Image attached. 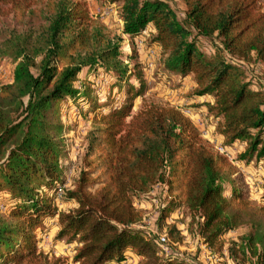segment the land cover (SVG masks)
<instances>
[{
    "label": "trees",
    "instance_id": "obj_1",
    "mask_svg": "<svg viewBox=\"0 0 264 264\" xmlns=\"http://www.w3.org/2000/svg\"><path fill=\"white\" fill-rule=\"evenodd\" d=\"M118 5L121 32L147 34L159 49L161 71L190 77L188 100L213 117L224 146L243 145L237 157L264 159V8L259 0H179L180 20L165 0H108ZM40 2V1H39ZM0 0V22L11 13L27 26L0 31V57L13 61L12 80L0 85V264H202L177 249L183 235L169 216L179 210L188 232L232 264H264V203L251 200L232 162L202 137L182 108L147 101L145 75L134 41L121 52L120 39L91 20L80 0ZM211 40L206 54L199 42ZM213 45V44H212ZM226 55V56H225ZM258 63L250 79L240 64ZM113 74L123 100L101 104L83 69ZM141 99L132 113L134 101ZM70 99L89 108L83 153L76 175L61 108ZM69 182V184H67ZM155 185L163 200L153 221L166 242L139 227L144 211L134 199ZM71 206L57 211L55 198ZM6 197V198H4ZM57 216L55 241L74 244L71 258L38 247L36 229ZM244 228L236 239L222 238Z\"/></svg>",
    "mask_w": 264,
    "mask_h": 264
},
{
    "label": "rangeland",
    "instance_id": "obj_2",
    "mask_svg": "<svg viewBox=\"0 0 264 264\" xmlns=\"http://www.w3.org/2000/svg\"><path fill=\"white\" fill-rule=\"evenodd\" d=\"M40 1V2H39ZM75 1V0H73ZM84 3L85 8L94 24L102 27L103 31L112 38H121L120 46L121 52L129 51V43L134 41L135 47L139 53L138 60L141 63L142 70L145 75L147 90L144 98L147 101L158 102L162 104H169L178 106L183 109L184 113L188 115L193 124L198 128L204 140L208 141L214 149L223 150V155H226L232 162L233 169L236 174L241 176V181L248 189L251 200L258 204L264 203V159L256 162L252 160L245 163L238 160L243 145L234 143L230 146H224L221 137L216 133L213 126V117L204 109L193 111L196 104H200L206 100V97H198L194 100H188L192 81L190 77L180 78L177 74H168L161 71L160 54L156 45H149L147 34L130 39L128 36L122 34L121 27L122 21L118 16V5L110 3L108 0H80ZM174 9L178 18L181 20L184 15V6L179 0H165ZM46 0H38L35 6L44 7ZM260 5L264 8V0H259ZM28 18H22L14 13H11L0 22V31L3 34H8L9 31L23 30L27 24ZM213 41L203 40L199 42L198 46L206 53H211L215 49ZM213 44V45H212ZM226 56V55H225ZM242 69L246 71L250 79L255 77L257 82L261 78V67L258 63L252 61L240 64ZM0 85L11 82L13 61L8 56L0 57ZM117 79L113 74H106L100 68L83 69L78 76L76 82L80 88L82 83H88L93 89L92 96L96 94L98 102L103 104L108 100H112L114 105L121 102L124 98L122 92H118L117 88H112L111 85ZM80 102H72L68 99L62 106V122L64 125L74 126L75 129L69 132H64L63 136L67 137L66 149L68 150V160L71 163L68 176L73 178L80 165V158L83 153V136L90 124L89 118L91 114L80 115L79 109L83 111L89 108L79 105ZM141 105V99L137 98L134 101L132 113H135ZM220 153V152H219ZM69 184V182L67 183ZM3 198V197H2ZM2 198H0V207L5 210L6 206L3 205ZM6 198V197H4ZM163 200V188L160 185H155L147 194L139 195L134 199L137 207H141L144 211V217L138 224L140 228L155 234L157 237L164 232H156L153 221L158 214V207ZM55 207L57 211L65 210L71 206L70 203L64 202L60 198V193H57L55 198ZM57 216L45 217L42 227L36 229V237L38 240V247L49 255L64 256L71 258L73 255L74 244L65 243L63 240L55 241L54 236L57 231ZM168 223H175L177 228L183 235V240L177 249L183 256L195 258L202 264H232L228 258L226 249L223 250L221 255L213 254L208 248L203 246L202 239L197 233L188 232V218L183 215L182 211L173 212L167 219ZM244 228L227 232L222 238L225 240V248L228 245V240L236 239V237L244 232ZM136 258L129 256L125 261L120 264H135ZM71 264V263H69Z\"/></svg>",
    "mask_w": 264,
    "mask_h": 264
},
{
    "label": "built area",
    "instance_id": "obj_3",
    "mask_svg": "<svg viewBox=\"0 0 264 264\" xmlns=\"http://www.w3.org/2000/svg\"><path fill=\"white\" fill-rule=\"evenodd\" d=\"M0 68H1V67H0ZM218 151H219L220 153L223 152L222 149H218ZM157 242H159V243H165V242H166L165 235H164V234H160V235H158V236H157ZM203 246H204V245H203Z\"/></svg>",
    "mask_w": 264,
    "mask_h": 264
},
{
    "label": "crops",
    "instance_id": "obj_4",
    "mask_svg": "<svg viewBox=\"0 0 264 264\" xmlns=\"http://www.w3.org/2000/svg\"><path fill=\"white\" fill-rule=\"evenodd\" d=\"M208 99L210 100V98H209V97H206V100H208ZM200 102H201V101H200ZM139 207H140V206H139Z\"/></svg>",
    "mask_w": 264,
    "mask_h": 264
}]
</instances>
